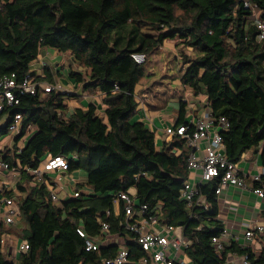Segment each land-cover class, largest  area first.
I'll list each match as a JSON object with an SVG mask.
<instances>
[{
  "label": "trees",
  "instance_id": "1",
  "mask_svg": "<svg viewBox=\"0 0 264 264\" xmlns=\"http://www.w3.org/2000/svg\"><path fill=\"white\" fill-rule=\"evenodd\" d=\"M245 1L0 0V76L15 74L21 81L41 51L53 48L72 56L83 69L72 76L88 94L102 93L105 105L102 115L93 102L68 114L66 93L17 91L18 102L0 113V138L11 134V121L21 115L13 146L4 147L10 168L20 171L16 190L5 194L14 198L20 213L14 226L0 219V264H104L118 243L88 251L77 231L83 227L88 237L104 238L103 223L111 225V235L127 236L133 257L141 256L133 234L121 225L122 201L120 213L115 211L120 192L159 208L163 221L183 225L192 264H225L232 253L264 264V230L254 233L261 244L257 253L238 241L222 250L213 245L212 238L224 228L218 219L217 180L198 185L209 208L187 205L181 193L190 175L187 139L174 136L159 149L155 132L134 119L136 87L146 75L148 56L165 40H175L195 50L185 58L182 84L195 96L205 93L213 116L230 123L222 131L227 158L239 163L259 146L264 139V41L258 40L253 10ZM248 1L264 18V0ZM136 52L145 54L144 63L132 56ZM45 74L54 81L48 68ZM186 113L182 101L175 125L189 123ZM54 156L68 160L66 173L81 170L85 178L77 185L81 194L61 203L51 197V182H35L28 170ZM8 232L29 245L16 259L4 250Z\"/></svg>",
  "mask_w": 264,
  "mask_h": 264
},
{
  "label": "built area",
  "instance_id": "2",
  "mask_svg": "<svg viewBox=\"0 0 264 264\" xmlns=\"http://www.w3.org/2000/svg\"><path fill=\"white\" fill-rule=\"evenodd\" d=\"M246 7L253 10L251 16L253 25L258 30V40L264 41V18L260 16L258 7L246 0ZM1 9V4H0ZM132 56L138 63H144L146 56L144 53L136 52ZM35 65H38L35 67ZM29 70V73L21 81L16 79V75L0 76V113L13 103H17L16 92L22 94L37 95L38 92L47 93L52 90L61 91L70 94L64 85L54 79L49 82L44 79L45 69L49 63L43 57L38 58ZM21 115L16 114L10 123V131L16 134L20 131ZM230 123L225 116L214 117L210 108L199 116L193 117L187 124L171 125L166 128V132L174 136H180L187 139V145L191 151L188 157V167L190 173L198 175L199 180H192L190 177L185 181L181 190L182 196L186 199L187 205L203 206L209 208V203L205 195L200 194L198 185L213 180L218 181L215 190L217 197L221 195L230 186L238 189L248 188L246 176L239 168L238 163L230 161L224 152V142L222 131L229 129ZM26 141H24L25 144ZM23 144H20V149ZM261 148L264 152V139L261 141ZM19 149V150H20ZM242 159H245L243 156ZM0 169H11L10 163L5 159L4 147L0 145ZM68 169V160L64 156H54L48 158L41 167L28 168L35 182H45L50 184L51 197L54 201L61 203L71 197H78L81 194L80 189L67 191L65 184L56 181L51 173L57 171H66ZM48 174L50 177H46ZM57 179H62L57 176ZM81 180L80 178L76 183ZM252 192L264 200V164L259 167L256 174L252 176ZM54 185V186H53ZM88 191V188H85ZM8 189L0 184V196H2L0 206V218L6 223H14L19 216V205L13 197L7 196L5 192ZM122 201L124 204V217L121 225L127 232L133 234V240L137 243L142 255L135 258L132 256L131 249L127 245L129 239L121 236L111 235L109 223H103L102 232L106 234L105 240L101 241L103 236L88 237L83 227L77 229L78 233L86 238V250H98L102 245L118 243L119 247L113 256L103 258L104 264H187L191 262L187 255L189 239L184 233L183 225H173L162 220L159 216V208L151 209L147 204H139L136 194L120 192L115 200V204ZM116 208V206H115ZM233 210L238 206L233 205ZM120 213V209H115ZM3 215V217H1ZM248 228L245 231L246 238H253L255 230L263 231L264 223L254 225L247 223ZM230 232L224 227L223 231L212 238L216 249L222 250L226 244L232 241ZM106 240H111L106 244ZM29 248L25 241L21 243L19 250L24 251ZM236 254V253H233ZM243 264H250L246 255H240ZM192 263V262H191Z\"/></svg>",
  "mask_w": 264,
  "mask_h": 264
},
{
  "label": "crops",
  "instance_id": "3",
  "mask_svg": "<svg viewBox=\"0 0 264 264\" xmlns=\"http://www.w3.org/2000/svg\"><path fill=\"white\" fill-rule=\"evenodd\" d=\"M63 54L67 53H61L56 49L49 50V48H45L41 51L40 56L49 63V67H47L49 70L50 66L54 69H52L51 73L55 72L57 75L58 72H60L61 75L63 73L64 75L66 74V76L63 77L61 81L65 88L66 86L71 87L72 94L70 93V95L73 96H69L70 100L67 101L69 105L67 113L70 114L73 111L75 105V102L73 101H82L81 104L84 105H87L91 102L95 103L98 107V112L101 115L104 114L103 111L105 105L103 103V94L100 92L95 94H88L87 92H85L83 90V86H81V84H79L72 76V71H82V67H79L78 63L73 61L71 55L70 63H62V61L64 60ZM35 62H33L32 65H35ZM36 66L38 65H35V67ZM169 76L171 77L173 75ZM143 82L144 81L142 79L136 87L138 111L134 116V119L146 122L149 128L155 132L156 143L159 149L166 144H169V142H171L173 138L166 132V128L176 123L180 102L185 101L187 103L186 117L188 121H191L193 117L201 115L208 107L207 99L204 104L197 100L198 96L204 95L207 98L206 94L201 92L199 95H197V97L193 95L191 87L182 84L181 77L175 78L170 84L169 82L162 84L163 86L159 89L157 86L149 85L147 82ZM158 82H154V84H161L163 81ZM173 84H176L177 87H173ZM197 102L200 104L196 105ZM78 105L80 104L77 103L76 106ZM11 134L13 136V133ZM9 135H5L0 138V145L2 144V146L4 147V145L7 144V140L5 139ZM3 140L4 142L1 143ZM24 141H27V137L21 140L23 146ZM10 146L12 147L13 143ZM249 151L244 153L243 156L245 157V159H241V161L238 163L239 168L246 176L248 188L238 189L234 186H230L221 195L218 196V219L230 232V236L233 238L232 241H238L241 245L250 246L252 247L254 252L257 253L261 248L260 242L255 238V236L250 239L246 238L245 231L248 228V222H251L254 225L264 223V200L256 196L251 190V186L253 184L252 176L256 174L259 170V167L264 164V152L261 148V142L257 148H253L251 152ZM9 170L10 172L7 173L6 177H3V185L8 190H16V184L18 180L16 179V182L14 184V179L15 177L17 178V174H20V171L16 168H11ZM51 175L55 177L61 176L62 179L65 180L64 184L66 186V190L69 192L77 189L78 183L83 182L82 180H79V182L76 183L79 179L77 173L73 175L66 173L65 171H55L51 173ZM189 177L192 180H196V182L199 180L198 175H196L195 173H190ZM1 197L2 196H0V198ZM233 205L238 206L237 210H233ZM115 206V209H117L119 207L118 203H116ZM15 223L16 219L14 223H8L9 225L6 226L10 227ZM23 242H21L20 237L15 233L8 232L5 235L4 250L8 254L9 258H17L20 252L19 247ZM225 264H243L242 257L239 254L232 253L227 258Z\"/></svg>",
  "mask_w": 264,
  "mask_h": 264
},
{
  "label": "rangeland",
  "instance_id": "4",
  "mask_svg": "<svg viewBox=\"0 0 264 264\" xmlns=\"http://www.w3.org/2000/svg\"><path fill=\"white\" fill-rule=\"evenodd\" d=\"M178 42L175 40H170L167 39L164 41V43L157 49L155 50L151 55L148 56V61L146 63V75L143 78V83H148L149 85H154L157 86L158 89L160 87H162V84H165L166 82H169V84L175 79V78H179L181 77L182 72L185 70V58L186 56H194L195 55V50L193 48H185L184 46H181L179 44H177ZM163 47V48H161ZM175 47V48H174ZM161 48V50H160ZM49 50H55L53 48H49ZM64 56V60L62 61V63L66 64V63H70L71 62V56L69 54H63ZM52 67L50 66V71H52ZM54 70V69H53ZM54 76V79L60 83H62V78L66 76V74L64 75V73L61 75L60 72H58V75L53 72L52 73ZM169 75H173V76H169ZM158 81H163L161 84H158L160 82ZM154 82H158L156 83V85L154 84ZM173 87H177L176 84H173ZM68 90V92L71 91V87H67L66 88ZM72 94V91H71ZM69 96L73 97L72 95L68 94ZM207 96V95H206ZM197 97V96H196ZM66 101L70 100V97H65ZM206 97L203 96H198L197 100L201 103H205L206 101ZM75 102L73 105L74 107L78 104L82 105V101H73ZM200 103H196V105H198ZM12 134L9 135L8 137H6L5 140L7 144L4 145L5 146H10L13 143L12 140ZM11 139V140H10ZM4 140L1 142L3 143ZM2 146V144H1ZM253 150V149H251ZM251 150L249 152H251ZM10 170L8 169H0V184H4V182L2 180H4L3 177H6L7 173H9ZM15 172V171H14ZM78 174L79 178L84 181V174L83 171L81 170H77L76 172H73L72 174ZM17 178L15 177L14 179V184L16 182V179L19 180L20 178V174H17ZM56 181H58V183L60 184H64V179H57V177H55ZM4 198V197H3ZM2 198V199H3ZM0 199V205H1V200ZM1 217H3V215H1ZM18 221V218H16V222ZM16 224V223H15ZM15 224H12V226H14ZM6 225H9L8 223H6ZM21 242H23V237L20 238ZM105 240L104 238H101V241ZM111 240H106V244H108ZM7 254V253H6ZM187 264H192L190 261L187 262Z\"/></svg>",
  "mask_w": 264,
  "mask_h": 264
}]
</instances>
